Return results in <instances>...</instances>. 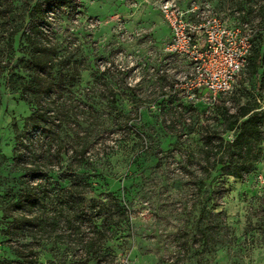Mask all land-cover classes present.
Returning <instances> with one entry per match:
<instances>
[{
    "label": "rangeland",
    "instance_id": "1",
    "mask_svg": "<svg viewBox=\"0 0 264 264\" xmlns=\"http://www.w3.org/2000/svg\"><path fill=\"white\" fill-rule=\"evenodd\" d=\"M168 2L182 11L207 5L221 16L238 12L255 26L264 23V0H80L75 16L58 13L48 28L58 48L53 72L65 79L48 98L58 108L54 125L48 133L34 129L25 139L32 156L17 161V135L32 107L9 78L27 53L20 35L25 15L21 0H0L9 26L19 30L11 40L0 26V197L29 179L20 168L39 164V176L29 182L42 181L51 191L36 214L50 222L34 241L35 264H264V142L243 179L212 169L205 154L218 144L213 137L206 142L207 132L232 138L223 134L216 106L233 113L249 98L264 108V99L254 82H240L242 75L214 106L173 94V84L193 68L164 52L172 30L160 6ZM118 57L123 70L114 66ZM108 63L113 67L105 68ZM74 175L81 176L86 199L106 204L103 216L121 219L101 240L100 263L85 243L95 230L84 227L85 241L73 238L65 226L69 212L58 214L63 199L57 191ZM114 202L121 213H114ZM203 206L212 212L216 234L207 246L197 236ZM7 222L0 209V264H26L11 245L31 239L4 235Z\"/></svg>",
    "mask_w": 264,
    "mask_h": 264
},
{
    "label": "trees",
    "instance_id": "2",
    "mask_svg": "<svg viewBox=\"0 0 264 264\" xmlns=\"http://www.w3.org/2000/svg\"><path fill=\"white\" fill-rule=\"evenodd\" d=\"M21 5L24 7L25 20L20 35L27 53L18 60L19 72L11 75L9 82L14 85L13 88L16 87L15 89L20 91L21 97L32 107V111L27 117L22 131L17 135V143L20 148L15 151L17 161L22 157L32 156L27 150L25 139L34 129L48 133L54 125L53 115L58 111V108L56 103L48 101V98L53 93L60 92L65 79L61 71H58L59 77H56L53 72L55 62H59L58 48L50 40L48 28L52 24V16L58 13L68 11L70 16H75L80 8V0H21ZM242 15L239 20H246ZM10 18V12L6 8L0 11V26L8 31L12 40L19 30L9 26ZM263 34L262 31L258 32L253 38L247 64L241 73L243 77L241 78L240 75L238 79L241 78L240 82L243 84L247 81L254 82L258 88V95L264 99V44L261 42ZM173 94L180 96L178 93ZM215 111L219 115L223 134L231 133L232 138L225 140L219 132H214L213 136H209V132H207L206 142L209 143L213 137L218 140V144L215 151L212 149L206 151V160L210 163V167L218 170L219 173L243 179L260 160L261 145L264 142V108L260 106L258 98H249L233 113H230L224 104L216 106ZM14 128L18 131L16 126ZM79 157V161H82L84 152L80 153ZM21 171L29 173L26 175V178L29 179L25 184L18 192L8 194L5 198L0 197L2 219L8 221L7 228L2 231L7 236L12 232L16 237H30L29 244L18 242L11 245V249L20 261H24L26 264H35L37 254L34 249V241L43 237L38 236V231L43 232L50 222L41 219L36 214L46 208L51 191L42 181L35 184L29 182L34 176H39L41 172L39 164L34 163L31 170L22 167ZM67 181L69 185L57 191L59 194L57 196H62L63 199L58 214L63 215L65 211L69 212L67 216H64L66 218L65 226L73 238L85 241L84 227L87 226L88 230H95V233L87 238L85 243L92 255L96 257V262L100 263V255L103 253L101 252V240L108 236L110 227L116 220H112L113 218L109 216H103L106 204L100 205L96 200L86 199L87 191L84 190L81 176H71ZM114 203V208H116L114 213H121L117 202ZM210 216H212V212L203 206L196 222L197 236L204 246L213 242L216 237L211 228ZM49 220L56 223L57 218L51 217ZM98 221L100 224H97ZM117 221L116 223H119L121 219L117 218Z\"/></svg>",
    "mask_w": 264,
    "mask_h": 264
},
{
    "label": "built area",
    "instance_id": "3",
    "mask_svg": "<svg viewBox=\"0 0 264 264\" xmlns=\"http://www.w3.org/2000/svg\"><path fill=\"white\" fill-rule=\"evenodd\" d=\"M160 9L172 30L164 52L187 59L193 68L173 84L172 92L188 101L200 98L211 105L217 103L219 95L232 92L247 64L253 38L264 32V23L255 26L240 21L238 12L230 15L227 11L221 16L207 5L199 9L192 4L182 11L168 2ZM121 58L114 61V66L123 70ZM104 67L113 66L108 63Z\"/></svg>",
    "mask_w": 264,
    "mask_h": 264
}]
</instances>
